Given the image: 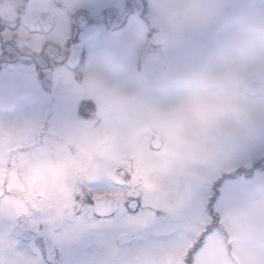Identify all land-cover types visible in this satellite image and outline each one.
<instances>
[{
    "label": "rangeland",
    "instance_id": "374dc122",
    "mask_svg": "<svg viewBox=\"0 0 264 264\" xmlns=\"http://www.w3.org/2000/svg\"><path fill=\"white\" fill-rule=\"evenodd\" d=\"M51 1L26 0L27 20L57 11ZM19 2L7 0L6 8ZM150 2L151 24L172 34L170 44L146 53L142 35L114 37L91 54L82 76L99 85L93 95L110 107L91 133L120 135L116 152L133 162L156 206L167 214L168 227L155 232H176L170 241L147 236L129 249L145 255L121 264H183L191 246L188 233L200 222L197 193L203 184L225 166H247L264 149V0ZM40 41L24 40L30 46ZM71 85H61L69 97ZM0 104L10 105L4 96ZM8 116L0 115V129L14 118ZM31 127L26 122L22 129L27 134ZM154 129L164 135L161 150L149 144ZM102 172L94 170L91 178ZM6 198L0 218H9L11 206L21 202L18 195L8 206ZM221 212L224 231L211 238L197 264H264V179L238 186ZM4 237L0 234L2 245Z\"/></svg>",
    "mask_w": 264,
    "mask_h": 264
},
{
    "label": "snow or ice",
    "instance_id": "6c2138e0",
    "mask_svg": "<svg viewBox=\"0 0 264 264\" xmlns=\"http://www.w3.org/2000/svg\"><path fill=\"white\" fill-rule=\"evenodd\" d=\"M56 9L34 13L29 23L21 17L0 23V96L8 99L11 116L32 117L39 129L37 143L31 149H18L20 152L39 148L62 119L52 86L57 70H74L73 64L82 67L107 41L134 32L142 35L146 53L155 52V46L148 43L155 32L148 0H77L57 4ZM57 33L59 39H48ZM32 38L42 40L38 50L23 42ZM92 107L82 103L78 115L87 118ZM14 155V151L7 156L0 151V202L17 197L24 183ZM112 167L111 174L98 173L80 182L71 205L58 214L51 209L43 213L31 210V216L15 221L0 218V234L6 235L10 245L0 244V264H23L18 253L31 257L28 264H96L101 247L97 233H125L131 237L127 246L140 244L145 236L175 239V231H154L168 227L167 214L156 206L135 168ZM258 179H264V149L247 166H225L203 184L197 193L200 222L188 233L191 246L184 253L183 264H197L211 238L224 231L222 206L238 186ZM81 224L92 227L81 230Z\"/></svg>",
    "mask_w": 264,
    "mask_h": 264
},
{
    "label": "flooded vegetation",
    "instance_id": "af4514ba",
    "mask_svg": "<svg viewBox=\"0 0 264 264\" xmlns=\"http://www.w3.org/2000/svg\"><path fill=\"white\" fill-rule=\"evenodd\" d=\"M6 1L0 0V23H12L17 17H21L25 23L31 22L33 17L27 20V9L26 4H24L26 0H18L20 2L12 7L8 5V8H12V18L8 16L9 10L6 8ZM205 1L201 0V2ZM57 4L68 5L69 2H66V0L51 1V5L55 6V8ZM148 4L150 9V0H148ZM37 5L39 6L38 2ZM176 16L179 18L178 15ZM156 32L168 33L170 39L163 45L153 44L149 41V45L155 46V52L167 47L173 38L172 34L166 32L163 27L155 28L154 33ZM48 39L57 40L59 38L48 37ZM41 42L42 40L36 45L31 44V47L35 46V49L38 50ZM89 60L82 67L77 68L73 64L74 70L60 69L54 73L53 94L60 108L62 119L58 124L59 130L56 128L51 138L44 139L39 148L35 151H17L21 148L31 149V146L39 140V129L32 117H14L6 121L4 128L0 129V151L5 156H7L8 152H15V166L20 170V175L24 181L19 187L21 202L18 205H14V207H9V218L13 221L18 217L31 216V210L43 213L51 209L58 214L64 207L71 205L73 191L77 190L78 184L84 179H90L91 173L94 170L104 169L105 172L111 174L115 171V168L112 167L113 165L128 167L133 163H130L131 161L128 162V160L122 161L120 150L116 152L115 146L117 140L120 138L119 134L116 135V138L112 139L105 132L102 134L91 133V130H94L104 122L105 113L110 107L106 105L102 106L101 99L94 97L93 93L96 91L93 90H95V87H99V85L94 82H88L87 76H82V72L89 68ZM63 83L72 84L71 90L67 91L71 94L70 97L68 93L66 94L64 91H61ZM85 102L93 105L92 109L88 111L87 118L78 115L80 105ZM9 109L10 105L0 104V115L9 117ZM26 122L32 125L27 134L22 129V126H25ZM155 131L163 134L160 130H151L150 146L151 137ZM162 136L163 146L161 149L165 146V138L164 135ZM94 138L95 141H91ZM152 149L154 150V148ZM124 157V159H128L127 156ZM25 186L27 190H25ZM57 191H60V195H56ZM52 193L53 195H50ZM37 194L40 195L39 199L37 198ZM6 199L8 206H10L12 204L11 199L9 197ZM12 211H17V213L13 214ZM91 227L88 224L79 225L81 230H89ZM124 236L128 235L120 232L97 233V239L101 247L95 257L96 264H121L123 259L129 260V263H132L133 261H138L137 257L145 255L146 251L141 250H138V256L135 253L131 254L129 249L134 245L127 246ZM146 241L147 236H145L140 244ZM3 246H10L6 235ZM18 256L23 264H28L31 260V257H26L23 254L18 253Z\"/></svg>",
    "mask_w": 264,
    "mask_h": 264
},
{
    "label": "water",
    "instance_id": "95a60500",
    "mask_svg": "<svg viewBox=\"0 0 264 264\" xmlns=\"http://www.w3.org/2000/svg\"><path fill=\"white\" fill-rule=\"evenodd\" d=\"M169 39H170V35L168 33L156 32L153 34V38L150 40V42L157 45H163L166 44L169 41ZM151 144L155 149H160L162 147L163 137L160 132L155 131L153 133L151 138ZM128 239H130L129 236H124L125 243L127 242Z\"/></svg>",
    "mask_w": 264,
    "mask_h": 264
}]
</instances>
